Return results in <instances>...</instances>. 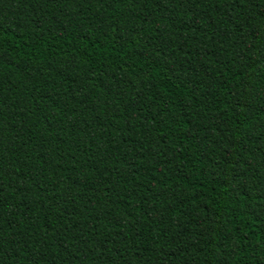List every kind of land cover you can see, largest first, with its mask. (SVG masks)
I'll list each match as a JSON object with an SVG mask.
<instances>
[{
    "label": "trees",
    "instance_id": "1",
    "mask_svg": "<svg viewBox=\"0 0 264 264\" xmlns=\"http://www.w3.org/2000/svg\"><path fill=\"white\" fill-rule=\"evenodd\" d=\"M0 264H264V0H0Z\"/></svg>",
    "mask_w": 264,
    "mask_h": 264
}]
</instances>
